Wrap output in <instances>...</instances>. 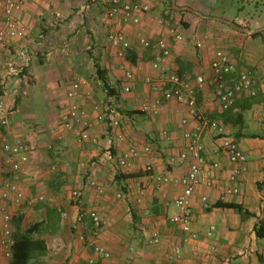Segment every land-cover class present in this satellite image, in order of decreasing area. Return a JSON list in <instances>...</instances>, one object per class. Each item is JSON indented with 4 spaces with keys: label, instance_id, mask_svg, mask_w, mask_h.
<instances>
[{
    "label": "crops",
    "instance_id": "crops-1",
    "mask_svg": "<svg viewBox=\"0 0 264 264\" xmlns=\"http://www.w3.org/2000/svg\"><path fill=\"white\" fill-rule=\"evenodd\" d=\"M81 1L28 0L16 12L20 24L26 29L25 36L8 38L0 47V99L9 110V126H0V146L3 138L14 141L18 136L33 146L29 163L22 166L21 187L28 196H44L43 201L30 207L39 208L40 213L36 212V215H42L39 221L45 225L49 209L55 207L60 212L56 231L45 230L43 233L48 252L42 262L46 264L45 260L51 256L59 260L62 257L63 264H90L88 260L91 257L95 258L94 263L101 264H264V237H258L255 231V225L264 220V82L258 84L256 80L260 92L255 96L243 93L237 97L241 105L250 101L251 106L244 110L242 106L235 108L234 112L242 111L243 118L242 121L239 119V124H233L223 116L225 111L214 97V84L210 83L211 62L216 50L204 47L201 53H194L186 43L175 38L176 34L182 35L179 29L169 27L170 22L164 20L175 18L189 7H174L173 10V7H168V0H137L149 3L150 10L142 13L138 25L120 24L123 30L140 33L154 43L158 39H166L171 47L168 67L192 80L198 74L205 75L207 80L204 88L197 89V101L200 111L209 120L216 121L218 128L203 127V157L205 167L210 169L215 161H219L221 167L212 173L217 182L215 186L201 184L196 187L191 204V231H185L173 220L179 212L175 199L182 189L181 185L158 183L156 177L179 176L189 170L191 161H182L179 154L187 145L184 132L196 130L199 123L189 114L187 106L176 100L163 99L157 111L152 113L139 109L140 104L152 103L159 95L154 90V85L158 83V71L152 68V61L157 56L155 47L135 44L128 51L136 54V62H133L127 56L128 52L125 58L118 57L107 40L108 54L100 38V34L107 33L108 29L107 9L100 25L94 23L95 15L90 14L89 24L93 32H89V38L85 39L89 43L87 47L94 51L95 70L99 64L106 71L109 88L116 90L115 94H111L105 87V93L97 94L86 82L83 94L76 99L81 108L80 128L96 136L97 143L79 142L77 134L60 125V115L68 104L66 92L58 100V89L50 86L46 89L52 91L51 99L45 95L41 100L35 95L40 87L38 65L45 66L52 56L57 57L59 52L69 49L70 41H80V31L76 28L80 26L79 22L83 26L85 24L81 13L83 9L79 8ZM108 2L110 5V0ZM175 2L170 0V4L175 5ZM178 20H181L180 17ZM183 20H186L185 17ZM4 24V2L0 0V28ZM187 29L191 30L192 26ZM261 29L256 28L252 32ZM244 30L237 29L239 32ZM262 33L255 37H262ZM35 35L51 40L41 45L43 52H35L40 56L38 62L32 55L33 49L39 48ZM58 45L59 48H56ZM242 49L239 45L240 55L247 61H237L229 54L237 68L241 69L243 62H247L264 76V60L250 59L245 52L242 53ZM112 52L116 56H112ZM74 63L73 77H82L81 68L78 70ZM126 69L133 70L136 77L129 93L122 90ZM43 93L46 94L45 91ZM133 98L138 104L133 103ZM120 99L123 106L116 108L115 101ZM96 106L98 110L114 109L119 114L120 126L113 128L107 122L97 120ZM184 119L188 122L185 123ZM260 127L262 132H256ZM220 131L234 137L249 155L246 169L240 176L239 191L223 200L219 196L229 183L231 164L219 150ZM120 134L123 139L119 138ZM146 145L150 147L149 152L143 151ZM131 146L138 147L141 154L131 159L129 165L123 166L120 164L121 155ZM1 157L5 158L4 155ZM149 163L153 167L151 171L145 169ZM7 179H10V174L3 168L0 170V192ZM90 180L107 185L106 191L98 193L88 186ZM76 188L82 192L78 200L71 197L72 190ZM140 188L144 190V196L137 202ZM202 196L207 197V205H204ZM218 201L242 205L243 210L217 206ZM28 208L12 207L15 217H25ZM82 208L101 211L104 223L95 236L111 252L109 258L96 255L88 240L82 242L78 239L80 227L74 219ZM245 210L252 215L243 213ZM61 211L68 213L66 218L61 217ZM210 225H215L216 229L207 237L205 233ZM154 231L158 232L160 242L149 244L148 239ZM85 233L87 237L94 233L90 222ZM192 233H196V237Z\"/></svg>",
    "mask_w": 264,
    "mask_h": 264
},
{
    "label": "built area",
    "instance_id": "built-area-1",
    "mask_svg": "<svg viewBox=\"0 0 264 264\" xmlns=\"http://www.w3.org/2000/svg\"><path fill=\"white\" fill-rule=\"evenodd\" d=\"M28 0H3L5 24L0 28V47H2L8 38H22L26 34V29L22 26L16 16V12L20 11ZM150 4L141 1L132 0H110V5L106 11V20L108 23L107 40L110 46L114 49L116 55L120 58H125L126 53L132 49L135 44L144 47H155L157 49V56L152 61V68L158 71V83L154 85V90L159 93L157 98L152 102H145L139 105V109L152 113L156 112L158 106L165 100H176L179 103H184L187 106L188 112L197 121L198 126L196 130H186L184 137L187 140V145L179 154L182 161L190 160L189 170L179 176H157L158 183L173 182L181 185L182 189L175 199V204L179 212L173 216V220L179 223L185 231H191L192 220V198L194 191L198 185L204 184L207 187H213L217 184L214 177H212L213 170L219 169L221 163L215 161L210 169L205 167L203 157L204 145L201 140V131L203 127L218 128L216 121H210L199 109L197 101V89H202L206 86L207 80L205 75L198 74L195 80L190 77L178 73L168 67L167 59L171 55V47L166 39H158L156 42L148 37L142 36L140 33L132 31H125L120 27V24L138 25L141 22V15L150 10ZM177 40H182V35L176 34ZM200 45V44H199ZM230 78V82L228 78ZM125 83L123 91L129 93L133 89L134 81L136 80L135 72L126 69L124 73ZM232 81V82H231ZM214 84V97L217 99L220 108L225 111L233 107L237 97L243 93L249 95L256 94V80L251 71L247 68L238 69L236 62L232 60L230 55L223 49L215 51L214 58L211 62V81ZM86 80L80 76H75L70 81L66 90L68 104L66 110L60 115V125L67 130H72L78 136L79 142L91 141L98 142L96 136H92L88 131L80 128L82 119L80 116V105L76 99L83 94V85ZM89 94V92H86ZM133 103L138 104L137 100L133 98ZM96 118L99 121L107 122L111 127L117 128L121 121L119 114L114 109L98 110ZM9 110L6 108L4 101L0 99V126H9ZM185 123L187 119L183 120ZM221 128V127H220ZM166 134V131L164 132ZM120 139L123 136L119 135ZM219 150L223 152L226 159L231 164V172L229 174L228 185L220 193V200L226 198L227 195L237 193L239 191L240 176L246 169L249 155L241 148L237 140L223 131H220ZM33 146L25 139L18 136L14 141L2 139L0 146V170L5 168L10 174V179L4 181L3 188L0 192V264H10L13 257V246L15 244V228L14 217L15 212L12 207L33 206L37 202L44 200L43 195L36 197L26 195L21 187V170L22 166L29 163L31 154L33 153ZM144 152H149L150 147H143ZM141 150L136 146H131L124 150L120 158V164L123 166L129 165L130 160L138 157ZM1 155H4L2 159ZM7 166V167H6ZM52 169H55L53 167ZM147 171L153 169L149 163L145 166ZM88 186L94 188L98 193H104L107 185L98 183L94 180L88 181ZM121 194L119 193L118 196ZM82 192L80 189H73L71 197L74 200L80 199ZM144 196V190L139 189L136 200L140 202ZM204 205L208 204L206 196H202ZM66 211H61V217L66 218ZM74 222L80 231L78 239L82 242L88 240L93 252L96 255H101L105 258L111 256V252L105 248L104 245L98 242L95 233L104 223V218L101 211L97 208L85 209L82 208L75 215ZM90 222L94 228V233L91 236L85 235V228ZM215 225H210L206 231V236L210 237ZM196 237V233H192ZM160 237L158 232L154 231L149 239V244H158ZM177 251L179 249L177 248ZM88 262L90 264L95 262V258L91 257Z\"/></svg>",
    "mask_w": 264,
    "mask_h": 264
},
{
    "label": "rangeland",
    "instance_id": "rangeland-1",
    "mask_svg": "<svg viewBox=\"0 0 264 264\" xmlns=\"http://www.w3.org/2000/svg\"><path fill=\"white\" fill-rule=\"evenodd\" d=\"M137 1V0H132ZM176 1V0H175ZM178 5L191 7L186 8V12L178 14L175 18H164L165 21H169V27L178 30L182 33L183 39L181 40L183 44H187L194 53H201L204 47H208L211 51L217 49H223L228 54L237 58V61H247L245 57H241L240 50L238 46L240 45L242 53L245 52L250 59L264 60V0H177ZM109 6L108 0H82L79 8L82 7L81 13L84 20L82 25L77 27L80 32H78V37L80 41H70L69 49L66 51L59 52L60 55L57 57L52 56V58L46 61V65H38L39 73V89L35 94L39 99H43L46 95L47 98H52V91L46 88L53 86L57 90L58 100L62 99L63 92H66V88L69 86L70 81L73 79L74 72L72 71L73 63L77 69L81 68V76L86 80L87 84L92 86L93 91L97 94L105 93V86L103 82H99V77L96 74L95 65L93 62L95 59L94 51L87 47L89 43L86 42V38H89L90 30V14H94V23L98 25L102 24L101 19L105 14L107 7ZM168 7L171 8L170 0H168ZM81 15V14H80ZM185 17L186 20H183ZM180 17V21L178 20ZM182 23V24H181ZM186 23L185 26L183 24ZM132 25V24H130ZM192 26L191 30L187 28ZM238 28H245L244 31H237ZM256 28H263L259 32H263L262 37L256 38L253 36L252 30ZM77 32V30H76ZM135 32V31H133ZM136 33V32H135ZM74 35V34H72ZM106 31L100 34L102 42L104 43L103 48L110 53L109 45L107 43ZM35 42L37 47L34 48L32 55L35 56V61L38 62L40 56L35 52H43V47L45 43L48 44L50 39L46 37H39L35 35ZM57 35V39H58ZM83 42H85L83 44ZM201 43V46L198 43ZM255 45V48L253 46ZM59 48V45L56 46ZM57 51V50H56ZM112 56H116L112 52ZM42 57V56H41ZM242 68H247L251 71L255 80L258 84L262 81L264 82V76L260 75L257 69L250 63L243 62ZM43 86V87H42ZM45 87V88H44ZM256 94L260 92L257 85L255 87ZM65 90V91H64ZM46 92L44 94L43 92ZM66 94V93H65ZM255 94V95H256ZM62 95V96H61ZM254 95V96H255ZM120 98V97H118ZM117 98V99H118ZM116 102V108H122L123 101L118 100ZM264 123V120H263ZM250 130V129H249ZM253 130V129H252ZM250 130V131H252ZM256 130V129H255ZM258 133L262 132V128L257 129ZM39 208L29 207L27 209V215L24 217L23 225L27 227L35 222H38L42 215H36L40 213ZM57 226L54 229L56 231ZM48 230H53L52 228ZM53 232V233H54ZM86 234V233H85ZM87 236V234H86ZM62 259V257H61ZM54 257H48L45 260L46 264H63L62 260ZM87 264V263H86Z\"/></svg>",
    "mask_w": 264,
    "mask_h": 264
},
{
    "label": "trees",
    "instance_id": "trees-1",
    "mask_svg": "<svg viewBox=\"0 0 264 264\" xmlns=\"http://www.w3.org/2000/svg\"><path fill=\"white\" fill-rule=\"evenodd\" d=\"M186 6V5H183ZM171 7L175 10L174 7L179 8L178 1L176 0L175 5L171 3ZM189 7L188 9H190ZM183 11H187L184 9ZM261 32L253 33V36L260 35ZM127 56L131 58L133 62H136V54L132 52L131 54L128 52ZM97 74L100 80H102L105 87H107L108 91L111 94H115V89L109 88L106 82V71L101 68L99 64L96 65ZM242 110L251 106V102L249 101L246 105H241L240 102L237 100L235 101L233 107L225 110L223 116H226L227 120H231L233 124H239V119L242 121L243 114L242 111L234 112L235 108L241 107ZM231 117V119L229 118ZM229 118V119H228ZM211 121V120H210ZM215 205L222 206V207H229V208H238L240 211L243 210L242 205L236 203H226L222 201H218ZM49 208V207H48ZM243 213L247 215H252V213L248 212L247 210L243 211ZM23 215H18L14 219L15 225V244L13 246V257L10 261V264H44L42 262V258L48 252V245L43 237V233L45 230L50 228L55 229L56 222L60 218V212L57 208L49 209L48 210V223L45 225L43 221L35 222L27 227L22 226L23 222ZM255 231L258 237H264V220L261 219L255 225ZM54 232V230H53ZM93 264H101L99 262Z\"/></svg>",
    "mask_w": 264,
    "mask_h": 264
},
{
    "label": "water",
    "instance_id": "water-1",
    "mask_svg": "<svg viewBox=\"0 0 264 264\" xmlns=\"http://www.w3.org/2000/svg\"><path fill=\"white\" fill-rule=\"evenodd\" d=\"M174 2H175V0H174Z\"/></svg>",
    "mask_w": 264,
    "mask_h": 264
}]
</instances>
